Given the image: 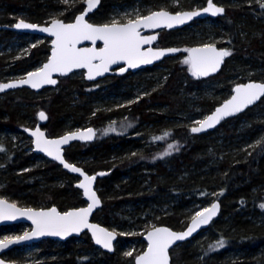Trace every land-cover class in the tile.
I'll return each instance as SVG.
<instances>
[{
    "label": "trees",
    "instance_id": "16d2710c",
    "mask_svg": "<svg viewBox=\"0 0 264 264\" xmlns=\"http://www.w3.org/2000/svg\"><path fill=\"white\" fill-rule=\"evenodd\" d=\"M86 1L0 0V83L35 70L50 54V40L44 38L28 55L16 58L8 47L37 36L12 31V25L19 20L38 24L54 19L73 21ZM168 1L101 0L89 20L104 24L115 8L140 3L143 8L159 10ZM212 2L225 7L224 16L164 30L158 43L162 47H191L189 39L177 36H187L195 29L221 32L225 39L216 45L227 47L230 55L217 75L193 76L180 52L137 73L97 82L74 73L60 78L55 88L38 93L28 88L0 91V132L26 137V130L38 124L40 111L48 116L44 128L49 137L89 124L96 130L95 141L71 144L65 157L98 177L103 205L94 221L110 230L147 231L150 222L182 230L190 207L219 201L221 211L211 225L171 250L172 264H264V97L201 135L191 134L188 118L211 113L236 84L264 81V0ZM206 4L208 0H194L181 7L190 10ZM179 8L168 6L165 10L177 12ZM206 20L215 24L203 25ZM139 90L145 95L130 105L113 107L115 97L133 96ZM114 119L125 120L128 131L110 127L108 122ZM169 145L174 147L169 149ZM0 148V182L5 192L14 198L23 196L32 208L43 204V208L57 206L66 211L85 205L75 185L77 177L59 164L43 158L38 167H32L42 156L15 148L8 141L0 143ZM206 231L218 239L215 244L222 239L224 247L211 250L202 244ZM134 238L120 234L113 254L97 248L87 232L63 243L48 239L34 245L42 246L44 255L51 254L47 264H134L135 256H126L121 249Z\"/></svg>",
    "mask_w": 264,
    "mask_h": 264
},
{
    "label": "snow or ice",
    "instance_id": "6c2138e0",
    "mask_svg": "<svg viewBox=\"0 0 264 264\" xmlns=\"http://www.w3.org/2000/svg\"><path fill=\"white\" fill-rule=\"evenodd\" d=\"M65 2L67 3L68 0H65ZM96 2L97 0H88V10H91ZM261 6L264 7V4ZM203 11L216 16L222 14L224 9L215 6L212 0H208V7ZM198 15H200L198 11L183 12L176 15H171L166 11H157L147 16L137 14L134 19L129 18L124 24H118L114 21L111 24L98 27L86 23L84 15L78 16L74 24H64L53 20L51 27L39 29L55 37L51 59L43 68L28 73L27 78L19 81V83L29 84L33 88L40 87L42 84H55L56 81L51 78L53 72L63 75L74 68H86L88 79L91 80L107 72L110 65L121 61H124L128 68H137L142 64L152 63L154 59H159L164 53L153 52L151 49L147 52L141 51V46L149 44L155 37H142L140 29L158 28L162 25L171 28L174 24H182ZM15 27L35 28L36 26L21 21ZM83 41H91L93 45L97 41H102L103 47L99 49L95 47H77ZM169 51L175 52L177 50L171 49ZM187 51L190 52V55L184 63L190 65L192 75L197 77L215 72L219 68L222 59L230 55L227 50L217 51L213 46ZM123 71H126V69L122 68L121 72ZM14 87H17L15 82L0 84V91ZM235 93L221 108H217L213 115L206 117L204 120L196 121L199 127H191V132L199 133L207 128H212L222 118L242 111L261 96H264V84L250 83L238 86L235 88ZM39 117L41 120L46 119L44 112H40ZM32 135L36 137L37 150L45 152L53 159L58 160L71 172L83 176V181L77 187L83 189L84 196L91 203L86 208L60 214L55 208L49 211L21 210L14 203L10 204L6 200L0 199V220H12L21 215L26 216L35 225V229L31 234L24 233L23 236L5 237L0 240V249L7 248L10 244L18 243L21 240L31 239L34 236L52 235L63 238L73 232L79 233L82 229L88 228L92 230L97 244H102L104 248L111 250V241L115 239L116 234L97 228V226L88 222L89 214L100 203L92 189V182L96 177L85 175L79 168L65 163L60 155L61 144H66L72 139H91L92 129H88L87 133H71L59 140H45L39 129L33 132ZM165 135L168 134L165 133ZM172 147L174 146L169 145V149ZM0 151H3V149L0 148ZM168 154L170 153H164V155ZM99 175H104V173H99ZM261 207L264 208V204ZM217 208L218 205L214 203L210 208L197 212L192 217L191 225L185 232L175 233L166 228H154L149 231L147 233L148 250L144 255L138 257L137 264H168V248L174 242L184 240L190 236L201 225H206L216 215ZM224 243L221 239L216 244L210 245V248L212 250L222 248ZM127 255H131V253H127ZM0 264H3L2 260H0Z\"/></svg>",
    "mask_w": 264,
    "mask_h": 264
},
{
    "label": "water",
    "instance_id": "95a60500",
    "mask_svg": "<svg viewBox=\"0 0 264 264\" xmlns=\"http://www.w3.org/2000/svg\"><path fill=\"white\" fill-rule=\"evenodd\" d=\"M100 2L101 0H97V2L95 3V6L91 9V10H88V0L85 4V8L82 12H80L79 14L76 15V17L74 18L73 21H69V22H66L64 21L63 19H54V20H57V21H60L64 24H74L76 22V18L80 15H84V20L86 23L88 24H91L93 26H103V25H106V24H95V23H92L89 18L90 16L97 10V8L99 7L100 5ZM215 6L217 7H222L224 9V12L222 14H217L216 16H213L211 15L210 12H204L203 10L205 8L208 7V4H206L205 6L203 7H200V8H194V9H190V10H183V11H178V12H171V11H168V10H165V9H160V10H156L154 12H157V11H166L168 12L169 14L171 15H176L178 13H183V12H194V11H198L200 12V15L198 16H193L191 19L189 20H186L184 23L182 24H174L171 28L167 27L166 25H162L161 27H158V28H149V29H144V28H141L140 29V32H141V36L142 37H152L154 36L155 39L152 40L149 44H144L141 46V51H144V52H147L149 49H151L153 52H163L164 54L159 58V59H154L152 61V63H149V64H142L140 65L139 67L137 68H128L127 64L124 62V61H121L117 64H112L109 66V70L105 73H103V75H100V76H97L95 77L94 79H88V70L86 68H74L72 69V71L68 72L67 74H60L58 72H53L52 73V76L51 78L53 80L56 81L55 84H42L40 87H37V88H33L31 87V85L29 84H21L19 83V81L23 80V79H26L27 78V74L24 76V77H21V78H17V79H11L9 81H6V82H3L1 84H5V83H17V87H14V88H7V89H4L3 91H1L2 93H6V92H9V91H13V90H17V89H22V88H28L36 93L46 89V88H55L58 83H59V79L62 78V77H68L74 73H77V72H82L83 75H84V78L86 81L88 82H97V81H100L108 76H113L116 72V69H117V74L118 75H124L128 72L130 73H137L138 71L142 70V69H145V68H148V67H152L156 64H159L160 62L164 61L166 58H170V57H177L180 53V49L179 47L177 46H170V47H157L156 44L159 42V39H160V36H159V32L162 31V30H166V31H172V30H176V29H182L186 26H189L192 22H194L195 20H199V19H206V18H217V17H222L225 15V7L222 6V5H219V4H216L214 2H212ZM151 14V13H150ZM149 15V14H148ZM147 16V15H146ZM23 21L24 23H27V24H32V25H35L36 27L35 28H16L15 25L19 22ZM53 21V20H52ZM52 21L48 22L47 24H38V23H33V22H30V21H27V20H19L17 21L13 26L10 27V30L12 31H15V32H20V33H24V34H31V35H36V36H39V37H43V38H48L50 39V46H51V49H50V54L47 58V60L37 69L31 71V72H36L38 71L39 69L43 68V66L45 64H47L49 62V60L51 59V56H52V51H53V41L55 40V37L50 35L48 32H43V31H40L39 29L40 28H45V27H51L52 25ZM120 24V23H118ZM124 24V23H122ZM146 32H151V33H146ZM207 46H213L217 51H223V50H226L225 47H219L218 45L216 44H212V45H200V46H192L190 48H188V50H191V49H200V48H205ZM77 47L79 48H86V47H95L97 49L99 48H102L103 47V42L102 41H97L95 45L92 44L91 41H83L81 42L80 44L77 45ZM171 49H176L177 51L175 52H172V51H169ZM189 55H190V52L187 51V56L189 58ZM228 56L224 57L222 59V62L220 63L219 65V68L215 71V72H211L209 73L208 75L206 76H199L201 78H207V77H211V76H215L217 75L222 67L224 66V63L226 61ZM124 68L126 69V71H123L121 72V69ZM29 72V73H31ZM250 83H255V84H264V82L262 81H255V80H251V81H247L245 83H241V84H236L233 89H232V93L231 95L226 99L224 100L220 105L216 106L215 109L209 113L206 117L208 116H211L215 113L216 109L217 108H221L228 100H230L232 98V96H234L236 93H235V88L238 87V86H244V85H248ZM264 96H261L259 99H257L254 103H252L251 105H248L246 108H244L242 111L234 114V115H230V116H226L224 118H222L218 123L215 124L214 127L212 128H207L205 129L204 131H201L199 133H193L191 132V134L193 135H201V134H204V133H207V132H211V131H214L216 128H218L224 121L230 119V118H233V117H236L242 113H244L247 109L251 108V107H254L256 104H258L262 98ZM40 112H44V111H40ZM39 112V113H40ZM39 113L37 115L38 117V120H39V123L37 126H35L34 128H29L26 130V133L29 137L32 138V142H33V147H34V153L36 154H40L42 156H44L45 158H47L48 160H50L51 162H56L57 164H59L66 172H68L69 174L71 175H74L78 178V182L76 183V187L77 185L83 181V176H81L79 173H74V172H71L69 169L65 168L63 166V164H61L58 160H55L53 159L51 156L47 155L45 152H42V151H39L37 150L36 148V137L32 135L33 132L37 131V129H39L40 132L43 133L44 135V139L45 140H59L61 138H63L65 135H69L71 133H87V130L88 129H92V138L91 139H72V140H69L68 143L66 144H61L60 145V155L62 157V159L65 161V163H68V164H71L77 168H79L85 175H88V176H95V180L92 182V189L93 191L96 193V196L98 198V200L100 201L99 205L94 207L93 210L91 211V213L89 214L88 216V222L89 224H92V225H95L97 226V228H101V229H104L108 232H114L116 235H115V239H113L111 241V244H112V248L111 250L107 249V248H104L102 244H97L96 241H95V238L93 236V232L91 229H88V228H85V229H82L79 233H71L70 235L66 236V237H59V236H52V235H43V236H34L32 237L31 239H27V240H21L19 241L18 243H12L10 244L7 248H4V249H0V260L3 261V264H17L16 262H12V261H8L4 258H2V255L5 254L6 252L14 249V248H18V247H23V246H28V245H33V244H37V243H40L44 240H55V241H58V242H66L68 241L69 239L73 238V237H76V238H79L83 233L87 232L89 233L90 237H91V240L93 241V244L101 249L102 251L104 252H107V253H110V254H113L114 251H115V246H116V243H117V240H118V233L116 231H113V230H110L108 229L107 227L101 225L100 223L96 222L93 220V217L95 215V213L101 209L102 205H103V202H102V199L101 197L99 196L98 194V188H97V180H98V177L96 174H89L87 173L82 167L74 164V163H71L69 162L66 157H65V149L67 147H69L71 144L75 143V142H81V143H85V142H94L95 139H96V130L94 127H91L89 126L88 128H84V129H79V130H74V131H70V132H66L60 136H57V137H49L47 135V132H46V129L44 128V125L47 123V120H48V116L47 114L45 113V116H46V119L44 120H41L40 117H39ZM205 117V118H206ZM204 118V119H205ZM203 119V120H204ZM194 127V126H193ZM195 127H199V125H196ZM81 193H82V197L85 201V205L83 206H80V207H74V208H69L68 210L66 211H61L57 206H51V207H47V208H23V207H20L18 205L17 208L21 209V210H25V209H32L34 211H49L50 209L52 208H55L57 210V212H59L60 214H64L66 212H70V211H77L81 208H86L90 203L91 201L88 200V198L86 196H84L83 194V189L77 187ZM0 199H3V200H6L8 203L10 204H13V202L7 200V199H4V198H1ZM217 204L218 205V208H217V211H216V215L213 216L211 218V220L206 224V225H201L199 228L196 229V231H194L190 236L186 237L184 240H180V241H176L174 242L169 248H168V264H172V257H171V250L175 247H177L178 245L186 242V241H190L193 237L197 236L201 231L207 229L211 223L219 216L220 214V211H221V204L219 201H214L211 203L212 204ZM211 205L208 207L210 208ZM191 222H192V219L190 220V222L188 223V225L182 229V230H174L172 229L171 227H168V226H164V225H160V226H155L151 229H149L145 235L143 236V240L146 242V248L143 252H141L138 256L135 257L134 259V264H137V259L138 257L144 255V253L147 252L148 250V244H149V241L147 240V233L149 231H152L154 228H166L172 232H175V233H182V232H185L187 231V229L189 228V226L191 225ZM16 224H26L29 226V230L26 231L25 233H28V234H31L32 231L35 229V225L32 223V221L30 219H28L26 216H21V215H18L16 219H12V220H0V227L2 226H8V225H16ZM23 234L21 235H18V236H23ZM17 237V236H15Z\"/></svg>",
    "mask_w": 264,
    "mask_h": 264
},
{
    "label": "rangeland",
    "instance_id": "374dc122",
    "mask_svg": "<svg viewBox=\"0 0 264 264\" xmlns=\"http://www.w3.org/2000/svg\"><path fill=\"white\" fill-rule=\"evenodd\" d=\"M193 1L194 0H169L167 4L160 5L158 7V9H167L168 6L169 7L174 6V7H180L178 11H182V10H184L181 7L182 3H184V2L185 3H191ZM261 1H263V0H261ZM143 7H145V6L141 5L140 3H132V4H127V5L121 6L119 8H115L112 12L109 13V18L104 24H111L114 21L122 24V23H126L129 18L134 19L137 14H139L140 16H146V15L156 11L155 9L149 8L148 6L146 8H143ZM194 8H197V6H194ZM210 24H215V23L212 20H206L203 22V25H210ZM205 27H209V26H205ZM161 34H162V32H160V35ZM177 37L179 39H183V40L189 39L191 47L192 46H200V45H212V44L222 42L225 39L224 35L221 32H214L211 30H205L203 33H201V32H197L196 29H195V31L194 30L189 31L187 36L180 35ZM26 40H27V42L25 44H22L21 42H17V43H14L13 45H11L10 47H8L7 50H10L11 52H15L16 58L24 57L30 53V51L33 47L40 45L42 43V41L44 40V38L37 36L34 39L28 37V38H26ZM156 46L162 47L161 45H159V43ZM176 46H178L180 49V52L182 54H184V56H182L180 59L183 61L188 59L187 49L190 47L189 46H181L180 44H176ZM225 48L227 50V47H225ZM40 66L41 65H39L37 68H39ZM188 66L190 68V65H188ZM25 75L26 74L15 75L12 77H8L7 80L9 81L11 79L21 78V77H24ZM262 82H264V81H262ZM155 88H156V86H155ZM149 92H151V91H149ZM144 95H145V93L143 91L139 90L138 94H135L133 96L131 95L128 97H123V96L115 97L117 102H115L113 104L114 105L113 107L118 108L121 106L130 105V103H132L133 101L137 100L139 97H142ZM207 115H208L207 113H201V114H197V115H189V117H188L189 118V126L193 127V126L198 125V124H196V121L203 120ZM124 122H125V120L117 121L116 119H114L112 121H109L108 123H109L110 127H113L115 129V131L127 132L128 129L124 127ZM88 126H89V124H87V125L84 124L81 127H79V128L76 127L72 130H79L81 128L84 129V128H88ZM72 130H70V131H72ZM5 141H8L13 147L18 148L20 150L23 149L26 152H32L34 150L32 138L29 136L24 137L22 134H15V133L7 134L6 132H0V143H3ZM38 155H40V154H38ZM40 156H42V155H40ZM43 158H45V157L42 156L41 158L40 157L37 158L36 164H34L32 167H38L40 165V163L43 161ZM30 169H31V167L27 168L25 171H28ZM99 176H102V175H99ZM78 181L79 180L77 178V180L75 181V185ZM4 188H5L4 184L0 182V191H1L0 197L1 198L7 199V200L19 205L20 207H23V208H32L31 206H28L26 203H24L25 202L24 198L21 199V197H23V196H21V197L18 196V198H14L11 194H8L7 192H5ZM14 200H16V201H14ZM211 203L199 204L198 206L190 207V209L187 212V224H186V226L188 225V223L190 222L192 217L197 212L203 211L205 208H208L211 205ZM42 206H45V205L42 204L38 208H43ZM20 225H21L20 227L15 228V229H12L11 227H7L6 230L0 231V240H3L5 237H15V236H17L19 234H23L29 230L28 225H26V224H20ZM155 226H157L155 223H152V222L149 223V229H151ZM114 231H116L119 235L121 234L123 236L129 235V236L135 237L132 241L127 242L125 244H122L121 249H122V253L124 255H126V256L134 255L136 257L141 252H143L145 250L147 244L143 240V236L145 235V233L148 230L147 231L146 230L122 231L119 229H114ZM141 236H142V238L139 239V237H141ZM216 240H218V239L211 237V235L208 231L204 232L203 235L201 236L202 244L206 245L208 249H211L210 245H214ZM58 243H62V242H58ZM40 251H42V246H38V245L25 246V247L19 248V249L15 250L14 252H12L11 253V259L16 261V263H19V264H47L48 263L47 259H48V257H50L51 254L49 256H47V255H44ZM127 253H131V255H127ZM234 258H236V256Z\"/></svg>",
    "mask_w": 264,
    "mask_h": 264
},
{
    "label": "flooded vegetation",
    "instance_id": "af4514ba",
    "mask_svg": "<svg viewBox=\"0 0 264 264\" xmlns=\"http://www.w3.org/2000/svg\"><path fill=\"white\" fill-rule=\"evenodd\" d=\"M206 19H207V18H206ZM146 33L149 34V33H151V32H146ZM159 34H160V33H159ZM128 73H129V72H128ZM113 76H119V75L117 74V69H116V72H115V74H114ZM74 164H75V163H74ZM2 227H7V226H2ZM0 228H1V227H0ZM17 249H19V248H14V249H12V250L6 252L5 254L2 255V258L6 259V260H8V261L15 262L14 260L11 259V253L14 252V251L17 250Z\"/></svg>",
    "mask_w": 264,
    "mask_h": 264
},
{
    "label": "bare ground",
    "instance_id": "6f19581e",
    "mask_svg": "<svg viewBox=\"0 0 264 264\" xmlns=\"http://www.w3.org/2000/svg\"><path fill=\"white\" fill-rule=\"evenodd\" d=\"M13 26V25H12Z\"/></svg>",
    "mask_w": 264,
    "mask_h": 264
}]
</instances>
